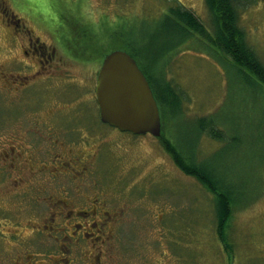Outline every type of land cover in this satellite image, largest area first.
I'll return each mask as SVG.
<instances>
[{
	"label": "rangeland",
	"instance_id": "obj_1",
	"mask_svg": "<svg viewBox=\"0 0 264 264\" xmlns=\"http://www.w3.org/2000/svg\"><path fill=\"white\" fill-rule=\"evenodd\" d=\"M31 1L0 0V155L14 139L22 144L32 166L44 169L34 185L46 188L36 205L41 225L43 214L54 210L52 202L48 206L44 200L47 194L53 201L62 200L64 211L54 215L59 239H36L37 243L45 244L53 258L60 257L62 248L73 260H80L82 256L74 255L73 248L70 251L63 245L72 244L64 233L80 235L83 250L93 249L92 235L82 233H97L96 229L78 231L75 225L83 222L70 215L99 202L102 207L97 209L95 221L102 220L98 212L105 216L104 211L117 218L115 222L106 220L108 228L106 224L96 227L114 234L108 243L110 251L102 253L104 264H264V192L250 207L233 213L226 231L231 248L227 253L216 234L218 204L212 193L178 168L158 137L121 132L98 117L95 78L101 62L92 56L116 47V33L125 31L140 53L134 58L144 72L148 67L155 73L161 59L168 54L166 62L172 55L164 68L165 78L181 92L185 118L169 129L182 143L193 147L190 139L200 134L184 124L186 119L214 115L215 126L226 141L202 136L193 149L194 161L208 167L224 166L230 173L225 182L231 191L246 189L241 201L249 198L248 188L264 187L260 180L254 185L246 174L236 178L232 170L234 161L247 173L264 167V84L199 35L181 39L177 28L163 23L167 7L179 4L211 31L212 15L205 0H62L64 7L73 10L72 16L79 14L89 22L73 31V36L89 46L82 54H75L70 43L56 42L35 22L31 8L27 10ZM237 10L238 27L264 66V0L240 5ZM31 37L37 42L28 49ZM46 49L52 52L50 56L44 53ZM114 50L132 54L129 47ZM12 87L24 88L13 91ZM83 165L87 166L85 172ZM3 178L0 174V181ZM1 193L4 208L14 211L11 217H35L27 210L28 191L21 197L6 198ZM7 218L0 208V234L11 226L4 225ZM41 247L36 251L42 253ZM2 256L0 241V264Z\"/></svg>",
	"mask_w": 264,
	"mask_h": 264
},
{
	"label": "trees",
	"instance_id": "obj_2",
	"mask_svg": "<svg viewBox=\"0 0 264 264\" xmlns=\"http://www.w3.org/2000/svg\"><path fill=\"white\" fill-rule=\"evenodd\" d=\"M205 2L212 15L213 24L211 31H208L203 26L192 11H189L179 4L175 7H167V14L163 16V23H169L172 27L177 28V36L181 37V39H187L189 36L192 37L193 35H199L214 49L229 56L234 65L251 73L259 84H264V66L260 64L255 57L252 48L245 41L244 33L238 27L237 22V8H239L240 5L247 6L250 3L255 2V0H205ZM63 3L62 0H32L28 3L27 10L28 7L31 8V14L35 22L45 29L52 38L55 37L54 40H56V42L58 40L60 43H70L75 54H79L80 52L82 54L83 48L88 45L83 43V41L80 42V39H78L79 37L73 36V31L79 29L80 25L87 27L89 22L87 19L79 16V14L78 16H72L70 12H73V10L68 6L64 7ZM76 26L78 27L76 28ZM179 30H181V33ZM116 34L118 36V44L116 47L105 50L104 54L102 51L92 57L99 58V61L101 62L104 56L113 49L128 47L132 48L131 53L133 55L129 54L133 58L140 56V53L137 51L136 47L134 48V45L128 39L125 31L121 32L120 35L118 33ZM73 38H75V40ZM132 40L133 39L131 38V41ZM74 45L77 46L75 47ZM96 45H98V43H96ZM62 46L66 48L67 53L70 54V49L64 45ZM99 46L102 49L103 45ZM118 46L119 48H117ZM164 50L167 52L168 47H165ZM167 56L168 54L161 59V66L155 73L151 72L148 67V72H144L137 63L144 75H147L146 78L149 84L153 83L155 86L150 87L152 88L153 95L157 101L161 118V134L158 138L163 144L162 146H164L171 156L172 160L175 163H178V168L185 174L197 179L205 190L212 193L213 198H215V201L218 204L215 225L216 234L223 249L228 253L231 248L228 244L226 231L232 220L233 213L237 210H243L250 207L254 202V199L264 192V187L259 189H253L254 187L251 189L248 188L247 195L249 198L245 201H241L240 199L245 197L244 193L246 189L244 190L239 187L235 189L236 191H234V189L231 191V188H229L225 182L226 180H229L230 173L224 166L223 169L218 168L215 165H210L208 167L204 165V162L194 161L193 155H196V152L193 149H197L198 140L202 138V136L209 139L220 140L219 142L226 141L223 138V132L215 126L217 125V122L214 119L213 114L188 118L184 122L189 129L193 128L194 132H196L197 129L200 133L197 138L195 136L190 139L194 140L193 147H189V145L182 143L177 138V135L173 134L172 130L169 129L171 124L177 122V120L183 121V118L185 117L181 106L183 99L181 92L165 78L166 75L164 68L171 60L172 55L165 62ZM144 63L147 65L146 61ZM234 163L232 170L236 178L241 176L240 179H242V176L246 174V177H249L254 185L259 180L262 185H264L263 166H258L253 172L247 173L240 168L238 163L235 161ZM214 167L217 170H215ZM257 171L260 172L258 175L256 173Z\"/></svg>",
	"mask_w": 264,
	"mask_h": 264
},
{
	"label": "flooded vegetation",
	"instance_id": "obj_3",
	"mask_svg": "<svg viewBox=\"0 0 264 264\" xmlns=\"http://www.w3.org/2000/svg\"><path fill=\"white\" fill-rule=\"evenodd\" d=\"M30 32V31H29ZM31 36V33L29 34ZM34 42H37L36 39L33 41L32 37L31 39H28V49H31L34 45ZM38 51L41 52L39 47L36 48ZM46 55H51L52 52H47V49L45 50ZM43 53V56L45 55ZM39 54V53H38ZM48 56V57H49ZM43 62L45 60H42ZM24 87H12L13 91H16L18 89L23 90ZM11 144L8 146V142L6 145L2 148L3 154L0 155V169L3 172H0L1 175L4 176V178L0 181L3 182L0 184V193L5 194V197L7 198L9 196H16L21 197L26 191H28V203L29 205L27 207L28 213L31 217L30 219H19V217H11L14 214V211L8 210L4 208V204L2 203V199H0V208L5 210V214H8L10 218H7L4 222V225H11L6 228H8L7 232H2L0 235V241L2 243V262L3 264H75L76 262L79 264H104L101 256L102 253H107V250L110 247H108V243L113 240L114 234H110L106 230L103 231L100 228H96L97 224H100L103 226L106 224L107 228L109 226V223L107 225L106 220L115 222L116 216L113 212H103L105 216L102 214H99V217L102 219L101 221H95L94 218L97 213V209L102 207V204L100 205L99 202L96 206H93L92 204H89V206L86 207L87 210H77L75 213L70 215L72 219H80L82 220L83 224L78 223L76 226L77 230H82L83 227L86 230H94L96 229L97 233L86 231L82 235L84 236H90L91 239L90 245L93 247L90 251L80 246V235L73 236V234L64 233V236L66 239L71 241L70 244H63L69 246V250L72 251V248L74 250L73 254H78L79 256H82L80 260H77L76 258L73 260V257H70L67 255L66 251L63 250L60 246V257L58 259L53 258L47 254V250L44 246H40L39 243H37L38 239L39 241L45 240L47 238H50L52 242H56L57 239H59V234H56L54 232V222L58 219L57 217H54V215H60L62 213V200L58 199L56 201H53V196L47 194V196L44 198L47 205L49 206L52 202L54 206L53 211H49L45 214H43L42 220L43 224L41 225V222L39 219H36V214L39 212L37 211L36 205L40 202V192L45 193L46 188L43 187L41 190L39 188H34L35 185V179L39 176L40 173H44V169L35 168V165L32 166V163L30 162V159L24 155V152L22 150V144H19L18 141H15L14 139H11ZM55 157V156H54ZM33 159V156H31ZM10 161V162H9ZM61 162H64L60 158ZM3 162V163H2ZM4 162L6 165H4ZM87 169V166H82V172H85ZM12 176V178H11ZM22 191V192H19ZM92 203V201H89ZM102 203V202H101ZM47 208V207H46ZM57 210H60L58 213H56ZM46 211V209L44 210ZM43 212V211H42ZM69 214L73 212V210L68 211ZM48 214V217H47ZM67 212H64V217L69 219V217L66 215ZM35 218V219H34ZM10 220V221H9ZM77 221V220H76ZM66 226V225H65ZM5 228V229H6ZM26 229V231H23ZM94 236V237H93ZM63 239V237H62ZM64 246L65 249H67ZM41 247L42 253L37 252L39 248ZM102 247L107 249H102ZM88 252V256H86ZM85 256V258H83ZM90 262V263H89Z\"/></svg>",
	"mask_w": 264,
	"mask_h": 264
},
{
	"label": "water",
	"instance_id": "obj_4",
	"mask_svg": "<svg viewBox=\"0 0 264 264\" xmlns=\"http://www.w3.org/2000/svg\"><path fill=\"white\" fill-rule=\"evenodd\" d=\"M99 120L134 135L161 134V118L151 87L128 53L115 50L102 60L96 74Z\"/></svg>",
	"mask_w": 264,
	"mask_h": 264
},
{
	"label": "bare ground",
	"instance_id": "obj_5",
	"mask_svg": "<svg viewBox=\"0 0 264 264\" xmlns=\"http://www.w3.org/2000/svg\"><path fill=\"white\" fill-rule=\"evenodd\" d=\"M115 51V50H114ZM125 52V51H124ZM127 53V52H126ZM107 55V54H106ZM155 98V97H154ZM155 101H156V99H155ZM156 103H157V101H156Z\"/></svg>",
	"mask_w": 264,
	"mask_h": 264
}]
</instances>
